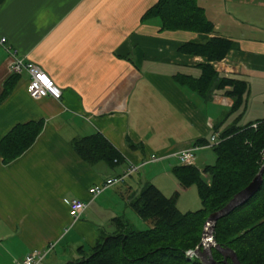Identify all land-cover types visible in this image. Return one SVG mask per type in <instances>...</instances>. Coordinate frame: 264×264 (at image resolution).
<instances>
[{"label": "crops", "instance_id": "0c3cea01", "mask_svg": "<svg viewBox=\"0 0 264 264\" xmlns=\"http://www.w3.org/2000/svg\"><path fill=\"white\" fill-rule=\"evenodd\" d=\"M155 2L0 4V39H5L0 44V140L16 124L41 122L35 142L19 158L4 164L0 156V264H15L49 246V254L56 249L60 255L65 248L76 254L80 247L93 246L106 231L115 232L114 219L127 224L129 201L146 184L169 197L173 184L168 175L177 166L170 162L177 152L196 147L197 153L210 147L212 135L245 125L246 109L240 117L242 110L229 114L233 101L224 94L227 88L203 98L175 82L176 75L199 77V65L207 61L178 50L197 40L196 34L160 31L155 19L143 20ZM198 5L214 26L209 37L234 44L223 60L211 63L217 75L248 83L246 105L252 91L263 99L264 0H198ZM11 55L39 66L61 90V98L31 99L25 73L1 98L13 75ZM95 133L120 153L123 163L110 168L80 159L71 141ZM204 140L209 144L195 146ZM150 155L161 159L90 199L89 188L120 175L126 160L140 164ZM74 198L89 206L72 222L66 203ZM44 261L65 263L59 257Z\"/></svg>", "mask_w": 264, "mask_h": 264}, {"label": "trees", "instance_id": "16d2710c", "mask_svg": "<svg viewBox=\"0 0 264 264\" xmlns=\"http://www.w3.org/2000/svg\"><path fill=\"white\" fill-rule=\"evenodd\" d=\"M3 2L0 0V4ZM146 19H155L160 31L190 32L198 36L178 50L203 57L207 62L199 65V77L176 75L175 82L203 98L214 90L227 88L224 94L233 101L229 114L242 110L238 117L242 116L247 106L248 83L232 77L221 78L211 65L223 60L234 44L225 38L209 37L214 26L198 0H156L145 12L143 20ZM17 76L13 74L4 84L1 98L11 92V83ZM40 131L41 122L13 126L0 140L2 162L7 164L19 158L32 146ZM70 144L89 166L102 163L115 168L124 162L120 153L99 133L75 138ZM202 144L209 143L197 141L195 146ZM210 147L215 154L213 165L202 170L194 165H177L170 169L180 190L196 188L201 203L199 210L182 213L176 206L178 192L167 197L153 184H146L129 201L130 209L141 220L149 222L146 230H133L121 218H116L115 232L102 235L91 247L78 248L81 258L64 264H201L194 254L189 256L188 253H193L200 245L209 215L244 189L264 163V119L223 129L217 144ZM214 238L220 247L231 249L241 264H264V173L260 189L246 203L217 221ZM211 252L214 260L223 264L220 253L213 248Z\"/></svg>", "mask_w": 264, "mask_h": 264}, {"label": "built area", "instance_id": "2783aa9c", "mask_svg": "<svg viewBox=\"0 0 264 264\" xmlns=\"http://www.w3.org/2000/svg\"><path fill=\"white\" fill-rule=\"evenodd\" d=\"M5 39H0V44H3ZM7 52L9 53L8 49ZM12 63L10 65V73L22 75L26 74L28 76L27 82V93L31 99H42L46 97H51L54 100H59L61 98V90L56 86L54 81L36 64L32 62L25 61L23 59L17 58L13 55ZM255 127V125H253ZM219 136L214 134L210 138V144H217ZM197 148H189L177 152L174 156L180 162V165L193 166L195 165V150ZM157 155H150L142 163L135 164L131 161L126 160V169L118 176L107 179L101 185L92 186L88 190V194L91 200L98 198L106 189L112 187L115 184L123 182V180L135 173H137L144 166L155 163L159 161ZM117 161L114 160V163ZM68 215L72 222L80 219L83 212L89 206L79 199H70L67 201ZM53 249V246L48 248L38 250L34 249L28 254H26L21 260L17 261L15 264H40L42 263L49 252ZM193 253L189 252L188 255L191 256Z\"/></svg>", "mask_w": 264, "mask_h": 264}, {"label": "rangeland", "instance_id": "374dc122", "mask_svg": "<svg viewBox=\"0 0 264 264\" xmlns=\"http://www.w3.org/2000/svg\"><path fill=\"white\" fill-rule=\"evenodd\" d=\"M256 99H258V102L256 101ZM248 100L249 101L247 103L246 110L243 114L244 115L243 122L241 124L254 122L256 119H264V97L263 99H261L260 96L255 98V95L253 94L252 91L249 94ZM211 145L213 144H210L209 146ZM194 154H195V158L197 157V166L195 165L194 166L197 167L199 170H202L207 165H213L215 163V154L211 149V147L203 148L199 150L197 153L195 152ZM170 163L172 165L175 164L180 165V162L176 158L173 159ZM204 177L207 178V176ZM168 179H169L168 181H171V183L173 184L172 191L168 193L170 194L169 197L172 196L175 192L179 193L177 197L176 206L180 212L182 213L188 211L193 212L201 208V203L197 194V190L194 186L190 187L187 191L183 192L180 190V188H178L176 184V179L172 177L171 174L168 175ZM130 212L131 213H124V216L126 223L131 229L137 231H143L146 230L148 226H150L148 224L149 222H145L141 220L133 211ZM108 234H110V232L106 231V235ZM65 250H66L64 253L65 255H60V251H56V249H54V251H52L48 256H46L47 258H45L46 260L44 262L47 263L49 260H54L57 259L58 257L59 259L63 258L65 262H67V260L74 261L80 259L82 256L81 254H79L78 251L75 254L73 251H70L69 249L65 248ZM84 255L86 256L87 254L85 253Z\"/></svg>", "mask_w": 264, "mask_h": 264}, {"label": "water", "instance_id": "95a60500", "mask_svg": "<svg viewBox=\"0 0 264 264\" xmlns=\"http://www.w3.org/2000/svg\"><path fill=\"white\" fill-rule=\"evenodd\" d=\"M263 173L264 163L252 181L244 189L236 193L223 208L209 215L204 226L202 241L193 252L201 264H218L212 256V248L221 254L223 264H241L231 249L220 247L216 243L214 238L215 225L218 220L228 216L236 208L246 203L260 189ZM227 259L230 260V263H227Z\"/></svg>", "mask_w": 264, "mask_h": 264}, {"label": "bare ground", "instance_id": "6f19581e", "mask_svg": "<svg viewBox=\"0 0 264 264\" xmlns=\"http://www.w3.org/2000/svg\"><path fill=\"white\" fill-rule=\"evenodd\" d=\"M221 255V254H220ZM229 260V259H228ZM230 263V262H229Z\"/></svg>", "mask_w": 264, "mask_h": 264}]
</instances>
